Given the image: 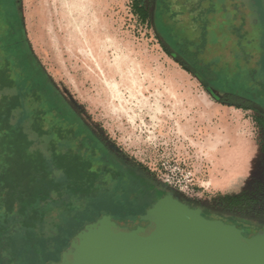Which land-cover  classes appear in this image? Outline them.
Here are the masks:
<instances>
[{
  "label": "rangeland",
  "instance_id": "374dc122",
  "mask_svg": "<svg viewBox=\"0 0 264 264\" xmlns=\"http://www.w3.org/2000/svg\"><path fill=\"white\" fill-rule=\"evenodd\" d=\"M57 1L58 10L61 0H16L23 19L24 44L107 155L112 160L116 159L141 185L153 187L163 196L173 195L191 206L201 207L213 222L237 225L248 232L247 236L243 235L244 238L250 239L263 233L264 171L255 187L242 194H232L215 185V180L221 179L223 172L216 166L221 155L217 154L215 148L218 134L214 133L215 128L222 125V117L213 113L217 108L231 107L230 122L241 124L242 134L249 142L259 145L264 158V142L261 144L264 131L256 124V119H264V104L228 95L236 82L231 80L234 68L227 67L232 65L235 58L241 67L243 80L237 84L247 89L261 90V84L257 83L264 82V0H191L190 3L188 0H169L171 12L177 13V19L184 29L195 28V34L190 32L189 35L195 46L202 44L203 25L206 22L209 25L207 39L213 44L212 57L221 59V63L214 68L223 81L219 79L215 85L223 91L203 81L179 55L175 40H169L164 32L157 30L155 13L158 0L144 2L150 13L149 23H143L133 12V0H93L98 6L102 42L106 44L111 41L113 44L107 48L109 60L122 53L128 54L145 68L144 72L148 70L151 74L149 78L153 82H145L147 90L144 97L132 99L126 90L122 91L125 105L113 92L111 96L98 94V79L91 72L93 65L84 58L87 52L85 46H78V51L68 52L66 40L69 38L65 33L57 32L49 19L50 10L47 8ZM196 4L199 7L196 13H190ZM77 14L72 15L76 16L74 20L78 19ZM195 17L199 22L193 25L191 23ZM78 22L74 21L73 26L77 28ZM6 31L5 23L0 20V35ZM233 36L237 38L235 42L232 41ZM229 40L232 44L224 45ZM1 63L3 53L0 49ZM253 69L254 80L250 79ZM141 74L144 76L146 73ZM157 75L161 77L162 85L153 84ZM174 76H178L180 88L177 93L183 97V108L177 109L166 96ZM227 76L228 82L224 79ZM4 93L13 96L17 90H6ZM195 99L208 101L213 107L212 112L192 106L191 101ZM234 103L249 108L238 109L230 105ZM26 104L27 113L31 114L32 102L27 100ZM29 114L25 115L20 109L13 119L18 125L26 127L28 132L31 123ZM52 123L53 117H49L45 127L49 128ZM30 138L36 142L35 148L47 152L50 137L38 139L31 134ZM175 164L185 165L199 180L196 189L204 203L188 202L178 190L164 182L168 175L166 168ZM138 198L136 203L117 202L116 205L72 198L70 204L67 202L69 206L65 212L55 205H48L44 209L47 217L44 223L27 225L16 218L13 223L18 224L11 233L13 235L5 240V246L9 248L0 252V264H65L76 235L106 215L112 216L113 221L122 228L146 229L148 223L142 221L141 217L152 206L147 195L139 194Z\"/></svg>",
  "mask_w": 264,
  "mask_h": 264
},
{
  "label": "trees",
  "instance_id": "16d2710c",
  "mask_svg": "<svg viewBox=\"0 0 264 264\" xmlns=\"http://www.w3.org/2000/svg\"><path fill=\"white\" fill-rule=\"evenodd\" d=\"M144 2L133 0L132 8L143 23H149L150 13ZM157 2V30L164 32L169 40H175L179 55L203 81L223 91L215 85L219 79L223 81L214 68L221 63V59L212 57L214 49L211 50L213 44L207 39L210 30L207 22L202 27V44L197 47L189 36L195 28L191 26L190 29H184L177 19V13L171 12L169 0ZM198 8L196 4L190 13H196ZM0 12V20L7 29L5 34L0 35L3 53V63L0 64V252L9 248L5 246V240L13 235L11 233L18 224L13 223L16 218L27 225L44 223L47 219L44 209L50 204L65 212L69 206L67 202L70 204L72 198L116 205L117 202L136 203L140 194L149 197L151 206L157 198L163 197L164 194H159L153 187L141 185L128 171L112 168L111 157L27 50L23 19L16 0H0ZM198 22L195 17L191 24ZM236 39L233 36L232 41ZM230 43L231 40L224 45ZM227 67L234 68L231 80L236 82L228 95L247 98L263 105L264 82L257 83L261 84V90L257 91L255 88L240 87L237 83L243 81L242 71L235 58L232 65ZM235 68L240 71L237 72ZM250 75V79L254 80L255 69L251 70ZM224 79L228 82L229 76ZM12 89L17 90L15 95L4 93ZM27 100L32 102L31 114L27 113ZM236 103L230 105L238 109L249 108ZM20 109L25 115L31 116L29 132L26 127L13 121ZM49 117H53V123L46 128ZM256 124L264 128V119H256ZM31 134L38 139L50 137L47 152L35 148L36 142L31 140ZM110 185L115 191L114 198L110 202H102L101 199L107 195L106 188Z\"/></svg>",
  "mask_w": 264,
  "mask_h": 264
},
{
  "label": "water",
  "instance_id": "95a60500",
  "mask_svg": "<svg viewBox=\"0 0 264 264\" xmlns=\"http://www.w3.org/2000/svg\"><path fill=\"white\" fill-rule=\"evenodd\" d=\"M141 219L146 229H125L106 215L76 235L65 264H264V232L244 238L173 195L157 198Z\"/></svg>",
  "mask_w": 264,
  "mask_h": 264
},
{
  "label": "bare ground",
  "instance_id": "6f19581e",
  "mask_svg": "<svg viewBox=\"0 0 264 264\" xmlns=\"http://www.w3.org/2000/svg\"><path fill=\"white\" fill-rule=\"evenodd\" d=\"M62 1L63 0H61V3H60L61 7L58 8V10L56 9V6H57L56 4L59 3L58 1L55 3H52V5L50 4L49 8H47L50 10L49 19L52 20V27L57 32L65 33L66 37L69 38L68 41L66 40V47H67L68 52H74L76 50L78 51V48H79L78 46H85V48L87 49L86 50L87 52L85 51L86 53H85L84 58L86 61L87 60L91 61V64L93 65L91 66L92 67L91 72L94 74V76H97V79H98V82H97V86L99 90L98 94L99 95L101 94L103 96L104 95L111 96V92H113L114 95L121 102H123L122 104L124 105L126 103V101L123 100L124 95L122 91L124 92V90H126L130 94V97L132 99L134 98L140 99V97H144L145 91L147 90L144 84L147 81L148 82L152 81V79L149 78L151 74H149L148 70H146L147 72H144L145 68H143L142 66L134 62L131 59V57L128 56V54L124 55L122 53L121 55L116 56L113 60H109L107 48L113 44L111 41L106 42V44L102 42L101 28H100L101 21L99 22V17H98L99 14H97L98 6H97L96 1L95 2H93V0H71V1L69 0V2L68 0H65L63 2ZM76 12H78L77 14L78 19L74 20L75 19L74 17L76 16L75 15L72 16V15ZM74 21L76 22L79 21L77 28L73 26L72 24ZM120 48L122 47L120 46ZM141 73H146V74H144L143 76ZM177 77L174 76L173 79L171 77L172 86L166 90V96L168 97V100H170L171 102H174V106L178 109L183 106V102H182L183 97L178 96V93H177L178 88H180ZM161 80H162L161 77L157 75L153 84H157V85L161 84ZM191 102H192L191 103L192 106L194 105L202 109H205V111L207 112H212L213 107L206 100L195 99ZM140 103H142V101ZM115 108H118V107H115Z\"/></svg>",
  "mask_w": 264,
  "mask_h": 264
},
{
  "label": "crops",
  "instance_id": "0c3cea01",
  "mask_svg": "<svg viewBox=\"0 0 264 264\" xmlns=\"http://www.w3.org/2000/svg\"><path fill=\"white\" fill-rule=\"evenodd\" d=\"M230 108H217L213 113L222 117V125L215 128L214 133L218 134L215 148L221 155L216 166L223 172L221 179L215 180V185L229 193L242 194L254 188L257 179L262 178L264 158L259 145L249 142L242 134L241 124L230 122Z\"/></svg>",
  "mask_w": 264,
  "mask_h": 264
},
{
  "label": "built area",
  "instance_id": "2783aa9c",
  "mask_svg": "<svg viewBox=\"0 0 264 264\" xmlns=\"http://www.w3.org/2000/svg\"><path fill=\"white\" fill-rule=\"evenodd\" d=\"M166 170L168 175H166L164 182L169 187L178 190L188 200H202L199 191L196 189L199 186V180L185 165L175 164L173 167L166 168Z\"/></svg>",
  "mask_w": 264,
  "mask_h": 264
},
{
  "label": "flooded vegetation",
  "instance_id": "af4514ba",
  "mask_svg": "<svg viewBox=\"0 0 264 264\" xmlns=\"http://www.w3.org/2000/svg\"><path fill=\"white\" fill-rule=\"evenodd\" d=\"M262 131H264V128L262 127ZM264 142V132H263V140L261 141V144ZM111 165H112V168L113 169H117V170H126L123 166H121V165H119L118 163H117V161H116V159L115 160H112V163H111ZM127 171V170H126ZM106 193H107V195H105V198L103 199H101V201L102 202H110V201H112L113 200V193H115V191H114V188L111 186H108L107 188H106ZM188 202H189V200H188ZM191 202H196V204H201V203H204L205 201H203V200H201V201H191ZM154 203H152V205H153ZM151 205V206H152ZM189 205V204H188ZM191 206V205H190ZM193 207H195V206H193ZM197 208H200L201 209V207H197ZM202 210V209H201ZM148 211V210H147ZM202 212H203V215L207 218V219H209V220H211L205 213H204V211L202 210ZM146 213V212H145ZM230 225H233V224H230ZM237 226V225H236ZM238 227V226H237ZM239 228V227H238ZM241 229V228H240ZM242 230H244V229H242ZM243 234H247L248 235V232L247 231H245L244 230V232H243ZM246 235V236H247Z\"/></svg>",
  "mask_w": 264,
  "mask_h": 264
}]
</instances>
